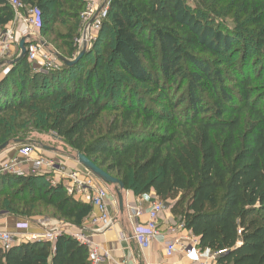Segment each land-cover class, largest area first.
<instances>
[{
  "label": "trees",
  "instance_id": "trees-1",
  "mask_svg": "<svg viewBox=\"0 0 264 264\" xmlns=\"http://www.w3.org/2000/svg\"><path fill=\"white\" fill-rule=\"evenodd\" d=\"M18 1L40 10L43 35L72 22L62 39L76 53L87 0ZM194 2L105 0L103 51L85 75L84 55L48 73L26 59L13 64L0 80V144L35 117L124 191H153L202 251L220 253L216 264H264V0ZM13 19L0 0V28ZM250 45L260 55L252 57ZM107 73L119 76L120 87L158 92L166 111L141 105L132 86L128 101L106 108L105 98L119 94ZM11 114L14 128L10 118L1 123ZM47 177L0 173V212L32 219L50 208L82 227L92 206ZM0 264H89L88 250L62 233L54 245L35 240L0 249Z\"/></svg>",
  "mask_w": 264,
  "mask_h": 264
},
{
  "label": "built area",
  "instance_id": "built-area-1",
  "mask_svg": "<svg viewBox=\"0 0 264 264\" xmlns=\"http://www.w3.org/2000/svg\"><path fill=\"white\" fill-rule=\"evenodd\" d=\"M7 2L13 12L14 19L7 28H0V60L8 59L15 55L16 52L19 54L18 42L23 37L19 40L17 39L15 29L17 24L20 22L23 24L24 30L20 34L27 35L26 38L30 35L38 34L42 28V15L39 9L34 7L27 8L18 0H7ZM28 39H26L28 42L26 46V61L34 65L36 71L48 73L57 71L63 66L56 55L45 49L43 43L30 42ZM12 62H9V65ZM18 156L9 164L3 165L0 168V173L16 177L53 176L52 179H49L51 186H62L68 196L77 200L81 198L83 202L91 205L93 210H97L98 215L91 218V226L95 233L103 234L113 227V219L108 214L110 194L105 185L89 172L86 170H67L61 164L54 165L39 154L36 148L31 146L21 147L18 151ZM146 203L148 204L147 210L142 208L141 203L135 206L125 204V211L132 226V233L129 238L125 236L122 238L135 241L139 249L144 250L148 249L151 243L163 235V252L166 257L180 253L187 258H200L201 249L198 238L185 230L182 224L180 226L177 223L168 224L165 229H162L160 217L166 209L165 205L155 197ZM7 216L9 215L6 212H0V218ZM144 216L147 220L140 223L139 220ZM84 231L85 229L81 227L75 235L70 236L87 247L89 264H100L104 258L103 250L97 244L92 243L85 236ZM183 232H186L185 235H182ZM59 235L60 233H56L55 230L52 231V234L32 235L29 238L13 232H0V249L7 250L22 241L46 240L55 243ZM218 254L209 252L206 258L202 259L203 262L201 264H215Z\"/></svg>",
  "mask_w": 264,
  "mask_h": 264
},
{
  "label": "rangeland",
  "instance_id": "rangeland-1",
  "mask_svg": "<svg viewBox=\"0 0 264 264\" xmlns=\"http://www.w3.org/2000/svg\"><path fill=\"white\" fill-rule=\"evenodd\" d=\"M185 2L190 5L194 6L195 2L194 0H185ZM105 0H87L86 4L83 8V11L81 12L80 16L83 21L82 29L79 32V39L77 43V49L76 53H70L67 50V47L65 46V42L62 39V36L66 33V29L68 30L69 27L73 26L74 24L72 22L66 21L64 25L57 23L54 25L52 33L51 34H42L38 33L35 35H30L27 37V35L20 34L24 30L23 24L20 22L16 26V35L17 39H28L30 42H40L45 45V49L48 52H51L52 54L56 55L57 57H62L65 60H73L76 58V56L84 52V75L89 70L90 66L94 63V58L97 55H101L103 51L104 46V32L105 28L103 26V22L106 17V8H105ZM199 15V14H198ZM197 15V16H198ZM199 17V16H198ZM221 21V19H219ZM225 23H227L228 27L232 26V18L228 17L225 18ZM61 36V37H60ZM21 40V39H20ZM57 40V42L55 41ZM27 41V40H26ZM20 42V41H19ZM18 42V43H19ZM250 54L252 57H257L260 55V51L258 48L250 45ZM20 55L16 52L15 55L12 57L0 60V78L2 79L11 68V65H9V62L16 60ZM262 60L260 61L262 65L264 64V57L261 55ZM259 70V67L256 68V71ZM108 76V83L107 85L110 88L117 87V90L119 91L118 98L112 97L110 100H106L107 97L104 100L105 106L108 109H111L114 107L113 105H117L119 103H123L124 101H128V91L127 87L132 86L136 92L133 94L135 96L136 100L139 101L141 105H144L145 103L150 105L152 108L158 109V111H166L165 101H163V98L160 97L159 93L152 90L150 87H145L137 84L128 83L129 86H126L124 82H121V87L119 83V76H114V74H111L112 79H110L109 73H107ZM183 89H181L179 92H173L172 91V97L176 98L179 93H182ZM174 93V94H173ZM12 119L11 123L13 125V128L15 127L14 122V114L6 116L1 123L4 125H7V119ZM33 121L25 122V127L22 129L21 133H17L16 137H13V134H15V130H10V138L8 140L3 141L0 146L7 143V147L0 151V168L5 165L12 162L15 158H18V151L21 147L24 146H31L33 148H36L38 153L41 154L43 157L48 159L51 163L54 165H64L66 169L77 167L80 171H85L82 166H80L77 163L76 160V153L73 152L60 138H58L55 133L46 131L42 127V123L38 121H34V118H31ZM13 131V132H12ZM73 169V168H72ZM53 176H48L47 179H52ZM106 189L108 190L109 194L112 196L115 195V187L114 186H107L105 185ZM132 194H134L133 191H130ZM122 195H124V192H122ZM7 217H13V216H7ZM19 220H22L27 227H29L33 232H36L40 235H46V234H52V231H56V233H64L67 235H75L77 233V229L72 227L67 221L59 219L57 216L53 215L52 209H44L42 211V214L33 217L32 219H24L19 218ZM179 226L180 224L176 222ZM55 233V232H54Z\"/></svg>",
  "mask_w": 264,
  "mask_h": 264
},
{
  "label": "crops",
  "instance_id": "crops-1",
  "mask_svg": "<svg viewBox=\"0 0 264 264\" xmlns=\"http://www.w3.org/2000/svg\"><path fill=\"white\" fill-rule=\"evenodd\" d=\"M72 168V170L80 171V169H77V167H75V169L74 167ZM71 169L68 168L67 170ZM154 197L155 194L153 191L144 195H135L130 191H124L123 210L120 211L117 203V197H114L110 194L108 202V214L113 219V227L103 234H97L93 231L91 226V218L92 216H97L98 213L95 209L91 212L90 216L85 220L82 228L85 229V236H87L92 243L97 244L102 248L104 258L100 264H201V262H203L202 259H205L209 252L202 250L200 258L196 257V259L187 258L180 253H176L171 257H166L163 252V235L151 243V246L148 249L144 250L139 249L135 241L130 239L124 240L122 238L123 236L129 238L132 233V226L130 225L127 218L125 204L127 203L130 206H135L141 203L142 208L147 210L148 204L146 202L151 201L154 199ZM78 201L85 203L81 198ZM160 218L162 229H165L168 224H175L177 222L171 216L169 208L164 210ZM146 220L147 219L144 216L139 221L140 223H143ZM79 228L75 229L79 230ZM0 232H13L27 238L32 235H40L36 232H33L25 225L22 220H19L15 217L0 218ZM185 233L186 232H183L182 235H185ZM51 243L54 245V242Z\"/></svg>",
  "mask_w": 264,
  "mask_h": 264
},
{
  "label": "water",
  "instance_id": "water-1",
  "mask_svg": "<svg viewBox=\"0 0 264 264\" xmlns=\"http://www.w3.org/2000/svg\"><path fill=\"white\" fill-rule=\"evenodd\" d=\"M28 45V42L25 39H21L19 42V50H20V55L19 57L14 60L11 63V66L19 61H24L27 56V49L26 46ZM84 52L79 53L75 59L73 60H65L62 57H58L59 61L64 65V66H74L75 64L78 63V61L83 57ZM7 147V143L3 144L0 146V151L4 150ZM76 160L77 163L82 166L84 170L89 172L94 178H96L98 181H100L102 184L107 185V186H114L115 187V194L117 197V203L119 206L120 211L123 210V195L122 192L124 191L123 185L120 181L115 179L114 177L110 176L108 173L105 171L101 170L97 166H95L88 158H86L82 154H77L76 155Z\"/></svg>",
  "mask_w": 264,
  "mask_h": 264
}]
</instances>
